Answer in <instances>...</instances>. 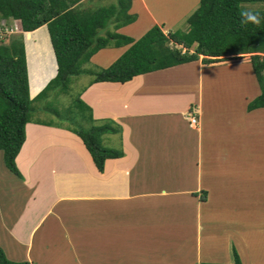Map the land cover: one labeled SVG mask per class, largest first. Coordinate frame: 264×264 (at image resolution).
I'll use <instances>...</instances> for the list:
<instances>
[{
  "label": "crops",
  "instance_id": "0c3cea01",
  "mask_svg": "<svg viewBox=\"0 0 264 264\" xmlns=\"http://www.w3.org/2000/svg\"><path fill=\"white\" fill-rule=\"evenodd\" d=\"M157 17L154 22L170 18ZM161 27L169 30L165 23ZM120 30L129 34L139 31L132 23ZM23 32L28 37L33 31ZM237 63L204 64L195 60L140 74L123 83L100 81L88 85L80 97L91 108L94 121L111 119L120 126V134L109 138L118 137L112 148L122 150L123 155L106 159L102 172L76 134L41 121L28 122L25 140L15 158L22 176L12 173L18 179L13 180L0 168V247L5 255L28 264H201L231 263L232 251L236 250L243 264H251L248 255H242V248L232 246L228 251L226 243L220 251L211 249L204 253L202 247L207 244L202 242L201 215L190 230L192 233L183 236L177 231L167 234L161 230L144 235L143 223L129 225L130 218L138 215L142 206L153 203V197L172 192L163 185L166 177L183 186L180 174L186 175L190 169L194 171L193 186L186 184L176 193L183 192L198 201V207L209 200V191L202 181L204 158L214 151L218 153L220 148L226 161L237 150L229 148V144L220 147L217 136L206 131L203 74L216 65ZM30 74L32 79L35 74L40 77L33 66ZM165 79L172 80L166 85ZM250 100L244 97L246 109ZM263 110L264 107L257 109ZM191 111L198 119L195 126L189 123ZM229 166L235 167L232 163ZM247 167L248 172L250 166ZM154 172L161 176L155 189L147 186L153 182ZM7 176L10 182H5ZM199 191L205 192L200 194L205 199L194 195ZM126 212L131 214L125 215ZM126 219L130 221L124 226ZM234 222L229 220L221 225V230L235 229ZM132 227L137 231L135 236L128 235ZM210 232L207 236L217 230ZM248 238L240 236L235 241L239 247L249 246ZM146 242L147 249L143 251ZM218 254L225 259H219Z\"/></svg>",
  "mask_w": 264,
  "mask_h": 264
},
{
  "label": "rangeland",
  "instance_id": "374dc122",
  "mask_svg": "<svg viewBox=\"0 0 264 264\" xmlns=\"http://www.w3.org/2000/svg\"><path fill=\"white\" fill-rule=\"evenodd\" d=\"M115 2L116 0H92L91 5H108ZM198 5L199 0H133L129 12L136 15V19L132 24L138 26L139 31L133 30L132 35L120 30L121 27L116 31L126 33L131 37H139L155 23H159L154 22L155 18L158 19L157 14L170 17L166 18L165 22L159 19V26L165 23V28L167 27L169 30H184L187 28V17L196 10ZM241 6L247 9L262 10L264 9V1H248L242 3ZM145 10H148L150 15ZM107 31H114L112 23L100 29L101 35H105ZM167 31L164 30V32ZM26 34L21 29L18 20L0 19V43H7L11 36L22 35L23 37L27 51L29 92L30 97H34L44 88L48 80L55 76L57 65L47 27L43 25L35 29L32 33H28V37ZM28 46L30 48L29 52ZM120 47L124 48L125 46H108L100 49L83 65L84 68L98 70L108 67L125 50ZM249 60V53L243 54L239 58L224 59L218 62L239 61V63L232 66L216 65L208 68L203 74L205 75L204 110L205 119L208 123L206 131L211 130L212 136H217L220 147L229 144V148L237 150L235 154H232L233 157L227 158L226 161V154H223L220 148L218 153L212 150L214 151L213 155L204 158L202 181H204L203 187L209 191V200L198 207V201L191 200L183 192L176 193L179 189L186 187V184L193 186L194 171L190 169L186 175L180 174L181 180L183 179V186L169 178V176L166 177L163 185L172 192L166 196L153 197L151 200L153 203L142 206L138 211V215L131 217V221L128 220L130 223L127 219L124 221V226L128 223L129 225L137 223L138 226L139 223H143L141 230L144 235L156 234L155 232L161 230L167 234L177 231L179 235L183 236L192 233L190 230L194 228L198 215H201V224L204 227L202 242L207 244L206 247L204 245L202 247L204 253L211 249L212 251L217 249L220 251L222 244L226 243L228 244V251L232 250V246L242 248V255L246 253L251 264H264V110H247L244 104V97L250 100L260 93ZM31 66L34 67L35 73L37 70L40 77L35 74V77L31 78ZM182 73H180V76ZM90 78L91 75L88 73L72 76L69 91L66 93L47 90L42 98L33 102L34 111L30 120L32 122L42 121L53 124L82 126L84 128H89L97 123L89 119H82L75 107V100L79 93L84 91L83 88L91 85L89 84ZM171 80L165 79L163 82L167 85ZM84 111L88 114V111ZM190 114L195 115L192 111ZM115 125L118 124L115 123ZM114 134L119 135L120 132L102 135L101 143L111 148L114 147L118 137L109 138ZM76 138L79 139L80 137L76 135ZM68 159L70 160V158ZM230 163L235 167H230ZM248 165L250 168L247 172ZM175 167L171 166V169ZM0 168H4L6 173L11 174L13 180H18L4 164L1 150ZM209 175L211 178H208ZM152 176L153 182H149L147 186L155 189L154 187H158L160 183L161 176L157 172H154ZM7 178L8 176L5 177L7 180L5 182H10L11 180ZM205 180L209 182H205ZM201 193L202 191H199L197 195L201 196ZM205 198L200 197V199ZM124 214L130 215L131 213L126 212ZM144 218L147 222L144 221ZM218 218L219 221H217ZM229 220L234 222L235 229L225 228L227 232L222 231L221 225L224 226ZM86 224L89 223L86 222ZM216 230V233L207 236L210 231ZM136 233L135 227L128 231V235L135 236ZM247 234H249V238ZM139 236L142 235L139 233ZM222 236H224V240ZM240 236L248 238L247 242L250 245L244 246L242 244V247H239L235 239L240 238ZM90 241H93V239ZM174 246L173 244L170 247ZM150 248L154 247L151 246ZM146 249L147 242L143 251ZM188 252L192 253V249H189ZM225 257L218 254L219 259H225ZM177 264H180L179 261Z\"/></svg>",
  "mask_w": 264,
  "mask_h": 264
},
{
  "label": "trees",
  "instance_id": "16d2710c",
  "mask_svg": "<svg viewBox=\"0 0 264 264\" xmlns=\"http://www.w3.org/2000/svg\"><path fill=\"white\" fill-rule=\"evenodd\" d=\"M132 1L116 0L93 6L92 0H0V19L18 20L25 32L46 25L57 65L55 76L36 96L30 97L27 51L22 35L0 43V150L4 164L12 173L22 176L15 158L26 137L25 126L31 121L33 102L47 90L68 92L74 75L90 74L89 84L123 83L140 74L186 62L200 59L208 64L249 53L260 93L248 102L247 110L264 107V9L241 6L244 2L264 0H199L196 10L187 17L186 29L164 32L154 24L137 39L116 31L136 19L129 12ZM245 11L256 13L257 18L246 19L241 15ZM109 23L114 31L101 35L100 29ZM108 46H126V49L108 67L84 68L92 55ZM80 95L75 100L76 111L82 119L94 121L91 108ZM101 122L89 128L43 123L65 128L80 137L95 167L102 172L106 159L120 157L123 152L101 143L102 135L120 132V126L111 119ZM233 253L231 263L201 264H243L238 252ZM0 264L28 262L10 260L0 247Z\"/></svg>",
  "mask_w": 264,
  "mask_h": 264
},
{
  "label": "clouds",
  "instance_id": "9594fccd",
  "mask_svg": "<svg viewBox=\"0 0 264 264\" xmlns=\"http://www.w3.org/2000/svg\"><path fill=\"white\" fill-rule=\"evenodd\" d=\"M243 17H245L246 19H252V20H255L256 18H257V14L256 13H253V12H250V11H245V12H243L242 14H241ZM189 114V116H188V118L190 117V116H194L196 119H197V117L195 116V115H191L190 113H188ZM197 122H198V119H197ZM189 123H190V121H189ZM197 124V123H196ZM195 124V125H196ZM195 125H193V126H195Z\"/></svg>",
  "mask_w": 264,
  "mask_h": 264
},
{
  "label": "built area",
  "instance_id": "2783aa9c",
  "mask_svg": "<svg viewBox=\"0 0 264 264\" xmlns=\"http://www.w3.org/2000/svg\"><path fill=\"white\" fill-rule=\"evenodd\" d=\"M190 125H195L197 123V119L194 116L189 117Z\"/></svg>",
  "mask_w": 264,
  "mask_h": 264
},
{
  "label": "bare ground",
  "instance_id": "6f19581e",
  "mask_svg": "<svg viewBox=\"0 0 264 264\" xmlns=\"http://www.w3.org/2000/svg\"><path fill=\"white\" fill-rule=\"evenodd\" d=\"M115 165V164H114ZM27 247V246H26ZM26 249V248H25Z\"/></svg>",
  "mask_w": 264,
  "mask_h": 264
}]
</instances>
